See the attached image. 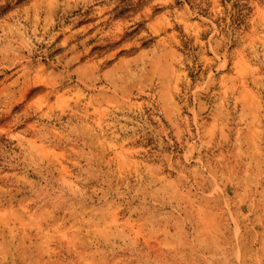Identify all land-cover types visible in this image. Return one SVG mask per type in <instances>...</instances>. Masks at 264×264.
I'll return each instance as SVG.
<instances>
[{
    "label": "rangeland",
    "instance_id": "obj_1",
    "mask_svg": "<svg viewBox=\"0 0 264 264\" xmlns=\"http://www.w3.org/2000/svg\"><path fill=\"white\" fill-rule=\"evenodd\" d=\"M132 1L0 16V264H264V0Z\"/></svg>",
    "mask_w": 264,
    "mask_h": 264
},
{
    "label": "trees",
    "instance_id": "obj_2",
    "mask_svg": "<svg viewBox=\"0 0 264 264\" xmlns=\"http://www.w3.org/2000/svg\"><path fill=\"white\" fill-rule=\"evenodd\" d=\"M12 1L13 0H5L4 4H0V16L6 14L9 10L13 8ZM132 3H133L132 0H128V2L124 3L122 7H119L121 9L119 10L118 15H123L125 12L131 10L130 6ZM232 10L234 11L229 13V16L231 17V21L233 24H239L241 22V16H242L240 12L241 11L240 5L238 3L233 4ZM182 44L184 49L188 48L187 47L188 42L182 41Z\"/></svg>",
    "mask_w": 264,
    "mask_h": 264
}]
</instances>
